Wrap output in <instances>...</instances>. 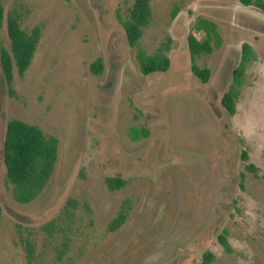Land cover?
Returning a JSON list of instances; mask_svg holds the SVG:
<instances>
[{"label": "rangeland", "instance_id": "374dc122", "mask_svg": "<svg viewBox=\"0 0 264 264\" xmlns=\"http://www.w3.org/2000/svg\"><path fill=\"white\" fill-rule=\"evenodd\" d=\"M0 3L5 15L21 10L25 30L42 28L31 66L23 76L15 69L11 86L0 61V264H202L208 251L212 264H264V11L240 0H153L140 47L153 53L170 39L171 65L145 75L120 22L133 0ZM198 17L223 38L197 57L211 71L207 83L192 72L187 46L190 33L201 35ZM245 42L257 59L230 116L221 98ZM1 46L10 48L6 23ZM13 118L59 140L55 172L28 204L6 178ZM107 177L126 184L110 190ZM123 208L126 221L111 231Z\"/></svg>", "mask_w": 264, "mask_h": 264}, {"label": "trees", "instance_id": "16d2710c", "mask_svg": "<svg viewBox=\"0 0 264 264\" xmlns=\"http://www.w3.org/2000/svg\"><path fill=\"white\" fill-rule=\"evenodd\" d=\"M152 1L133 0L132 5L128 8L126 18L120 19L129 45L137 49V59L141 71L145 75L153 72H166L171 65V58L168 54L171 50L170 39L161 44L153 53H147L140 47L145 29L153 19ZM240 2L264 11V0H240ZM178 12V7H176L171 17L175 18ZM21 18L22 14L19 8L15 7L5 15L0 3V30L6 23L7 34L10 39L9 49L1 46L0 61L5 80L9 86L13 82L15 69L20 76H23L31 66L42 34V28L39 25L30 31L22 28ZM194 28L201 35L190 33L187 38L191 70L203 83H207L211 71L207 67L199 66L197 57L211 54L215 48L221 47L223 38L218 24L209 18L198 17ZM256 59L257 54L253 46L248 42L243 43L239 63L233 71L228 89L221 98V104L230 116H234L237 112V103L246 81L248 67ZM90 69L95 75H100L104 69L103 59L98 58L94 61ZM144 134L148 135L149 132L145 130ZM132 137L137 140L139 138L138 133ZM58 156L59 140L57 137L46 134L39 126L22 119L13 118L9 120L4 137L3 160L7 181L12 185L13 198L23 204L34 201L46 188L54 174ZM242 158L245 160L249 158L245 151ZM247 168L256 172L252 163L248 164ZM106 182L110 190L121 189L126 184V181L121 177H107ZM126 219L127 212L123 208L111 221L109 229L111 231L117 230ZM46 229L53 232L55 222L48 223ZM218 240L225 251L233 252L234 249L225 234H220ZM69 241V239L65 240L62 253L66 251ZM215 259V254L208 251L203 256L202 264H212Z\"/></svg>", "mask_w": 264, "mask_h": 264}]
</instances>
